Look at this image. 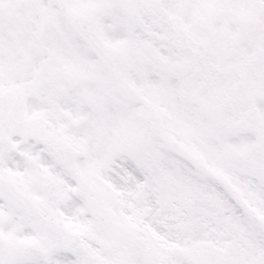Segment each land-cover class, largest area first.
<instances>
[{
    "label": "snow or ice",
    "instance_id": "obj_1",
    "mask_svg": "<svg viewBox=\"0 0 264 264\" xmlns=\"http://www.w3.org/2000/svg\"><path fill=\"white\" fill-rule=\"evenodd\" d=\"M0 264H264V0H0Z\"/></svg>",
    "mask_w": 264,
    "mask_h": 264
}]
</instances>
